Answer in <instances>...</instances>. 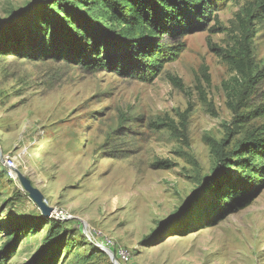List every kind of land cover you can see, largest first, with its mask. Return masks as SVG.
<instances>
[{
  "label": "rangeland",
  "instance_id": "1",
  "mask_svg": "<svg viewBox=\"0 0 264 264\" xmlns=\"http://www.w3.org/2000/svg\"><path fill=\"white\" fill-rule=\"evenodd\" d=\"M43 1L0 0V253L13 252L2 264H264V187L220 214L211 150L243 139L233 122L245 111L230 104L262 109L243 129L264 132V0H215L205 29L165 41L176 52L147 81L26 57L21 20ZM239 44L251 89L225 57Z\"/></svg>",
  "mask_w": 264,
  "mask_h": 264
},
{
  "label": "trees",
  "instance_id": "2",
  "mask_svg": "<svg viewBox=\"0 0 264 264\" xmlns=\"http://www.w3.org/2000/svg\"><path fill=\"white\" fill-rule=\"evenodd\" d=\"M256 5L264 10V3ZM37 7L32 12L35 14L22 18L19 28L33 49L32 54L23 53L26 57L60 58L85 69L109 70L139 81L157 76L176 52L166 40L205 29L217 11L215 0H45ZM225 57L242 86L251 89L256 78L249 49L239 44ZM178 81L171 78L174 84ZM238 105L230 104V108L235 113L239 107L245 111L233 122L235 131L243 135L242 141L229 151L224 150L225 143L211 144L218 164L212 184L222 200L220 214L237 204L248 205L264 187V132L243 129L251 114L259 116L263 110L251 112L248 104ZM230 165L241 170L235 179L225 172ZM222 187L226 191L219 196ZM11 253L10 246L4 248L0 264Z\"/></svg>",
  "mask_w": 264,
  "mask_h": 264
},
{
  "label": "water",
  "instance_id": "3",
  "mask_svg": "<svg viewBox=\"0 0 264 264\" xmlns=\"http://www.w3.org/2000/svg\"><path fill=\"white\" fill-rule=\"evenodd\" d=\"M15 172L21 187L26 193H28L32 202L40 209L43 215L50 216L53 210L45 205L43 194L38 189L34 188L31 182L21 173L18 171Z\"/></svg>",
  "mask_w": 264,
  "mask_h": 264
},
{
  "label": "built area",
  "instance_id": "4",
  "mask_svg": "<svg viewBox=\"0 0 264 264\" xmlns=\"http://www.w3.org/2000/svg\"><path fill=\"white\" fill-rule=\"evenodd\" d=\"M5 166L9 170V174L12 176V174H13L12 169H14L13 168L14 167V163H13V161L10 158H7L5 160Z\"/></svg>",
  "mask_w": 264,
  "mask_h": 264
},
{
  "label": "bare ground",
  "instance_id": "5",
  "mask_svg": "<svg viewBox=\"0 0 264 264\" xmlns=\"http://www.w3.org/2000/svg\"><path fill=\"white\" fill-rule=\"evenodd\" d=\"M19 181V180H18Z\"/></svg>",
  "mask_w": 264,
  "mask_h": 264
}]
</instances>
